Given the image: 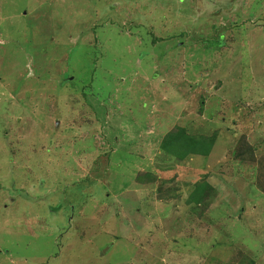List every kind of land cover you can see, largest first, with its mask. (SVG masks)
<instances>
[{
  "label": "rangeland",
  "instance_id": "374dc122",
  "mask_svg": "<svg viewBox=\"0 0 264 264\" xmlns=\"http://www.w3.org/2000/svg\"><path fill=\"white\" fill-rule=\"evenodd\" d=\"M0 264H264V0H0Z\"/></svg>",
  "mask_w": 264,
  "mask_h": 264
},
{
  "label": "trees",
  "instance_id": "16d2710c",
  "mask_svg": "<svg viewBox=\"0 0 264 264\" xmlns=\"http://www.w3.org/2000/svg\"><path fill=\"white\" fill-rule=\"evenodd\" d=\"M90 81L91 82H89L88 85H86L85 87L82 86L80 88L81 92L79 94H72L71 97L76 100V103H78L79 101L82 102H80L81 104H83V102L87 103V105H84V108L85 106H88V109H86V111H89V113L93 115V117L88 120L89 124L92 125V123L99 122L98 109L100 106H96L98 104V100H96L95 98L96 96L94 97V95L89 93L92 88V80ZM74 86L75 85L73 84V87ZM92 98L95 99L93 100ZM92 103H94L95 105ZM79 108H81V106H79ZM79 112V118L81 116L83 117L85 113L84 110ZM79 118L78 120H80ZM214 142V137L202 138L191 136L186 132V129L177 127L164 136L162 142L160 143V150L163 154H165L167 158H169V161L170 157H172L174 158V161L181 163L186 158L191 156L197 155L200 157H207L212 146L214 145ZM190 201L197 207H202V209H205L207 207V205H205L206 202L203 203V201H205V198L202 194V191L200 192V188L192 193Z\"/></svg>",
  "mask_w": 264,
  "mask_h": 264
}]
</instances>
